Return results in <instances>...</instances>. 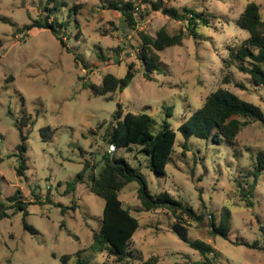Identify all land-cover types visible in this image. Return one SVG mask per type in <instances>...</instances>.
Listing matches in <instances>:
<instances>
[{
    "label": "rangeland",
    "instance_id": "obj_1",
    "mask_svg": "<svg viewBox=\"0 0 264 264\" xmlns=\"http://www.w3.org/2000/svg\"><path fill=\"white\" fill-rule=\"evenodd\" d=\"M61 1L62 7L53 17L69 22L61 35L81 56L78 63L50 30H21L45 15L42 6L49 0H0V198L4 201L20 189L24 200L32 203L26 220L36 232L25 229L22 212L12 215L10 210V216L0 221V264H63L64 255L72 256L69 264H76L80 251L89 264H119L105 252L91 249L102 223L103 198L86 185L68 193L66 184L83 169L85 161L90 166L101 163L102 156L113 150L102 136L114 123L118 103L124 113L150 114L157 128L167 119L176 131L219 88L264 112V87L254 86L237 63L224 62L229 49L249 37L237 24L245 6L259 4L264 20V0H165L167 7L181 13L187 7L209 15L210 25L196 29L199 38L186 36L182 46L159 52L160 72L152 73L153 80L144 76L139 59L141 33L156 37L165 29L170 35L182 30L188 34L183 22L161 12L146 16L144 0ZM127 1L139 7L135 29L110 8L111 3ZM131 63L135 76L123 92L101 97L87 88L100 85L107 74L123 78ZM171 106L174 112L168 118L165 108ZM21 135L27 138V179L16 175L17 160L12 156ZM237 142L230 149L226 144L214 146L192 138L184 148L178 133L166 176L150 172L136 150H120L116 155L135 167L142 162L152 194L168 191L198 213H205L202 223L188 221L189 235L219 253L216 264H264V250L236 244L258 241L264 247V173L258 180L253 209L238 204L234 181L264 153V125L251 122L240 131ZM138 189L133 183L119 193L124 206L140 221L130 243L136 257L133 264L155 256L158 264H201L200 254L172 232L174 218L168 210H137L141 208ZM224 206L232 211L229 240L211 234L209 215L218 217Z\"/></svg>",
    "mask_w": 264,
    "mask_h": 264
},
{
    "label": "trees",
    "instance_id": "obj_2",
    "mask_svg": "<svg viewBox=\"0 0 264 264\" xmlns=\"http://www.w3.org/2000/svg\"><path fill=\"white\" fill-rule=\"evenodd\" d=\"M147 14L150 12H161L172 20L183 22L188 34L183 30L178 34L170 35L165 29L158 31L156 37L141 33L142 45L139 51V59L145 67L144 76L148 80H153L152 73L160 72L159 52L173 46H182L186 36L199 38L196 29L199 26L209 27L210 16L193 9L185 7L183 12H179L174 7H167L165 0L148 1ZM63 1L53 0L42 6L44 16L33 20L30 25L21 28L23 31L33 29L50 30L59 40L61 46L69 53H73L75 61L78 63L81 56L75 53L66 44L65 38L61 35V30L69 26L66 23L54 18V13L62 7ZM111 9L121 13L126 24L135 29V14L139 8L132 1L125 3H111ZM76 9V7H75ZM54 12V13H53ZM145 14H141L143 18ZM6 20L1 18V20ZM237 24L249 33V37L243 40L239 46L229 49V56L224 62L238 64V69L249 76L250 82L254 86L264 87V20L261 16V7L255 2L248 3ZM17 29V32H21ZM66 31V30H64ZM0 40V49L2 48ZM88 67L84 65L86 70ZM135 76L134 64L128 65L126 75L118 78L113 74L103 77L102 83L89 84V88L95 96H106L116 91L123 92L132 82ZM166 116H173L174 107L165 108ZM114 123L108 128L103 137V141L109 145L112 151L106 152L102 156V162L89 165L85 161L83 169L72 180L67 182V192L76 191L78 185H86L90 192L103 198L105 205L103 209L102 223L99 231L95 232L94 243L91 249L96 252H105L108 257L114 258L119 264H133L136 259L130 250V243L140 228V221L134 216L131 209L124 206L119 198V193L129 184L136 183L139 186L138 198L141 201V208L138 211L152 212L159 209L168 210L174 223L172 232L180 240L188 244L201 256V264H216L215 256L219 255L208 243L191 238L189 235L188 221L202 223L206 218L205 213H198L190 205L177 200L168 191L159 194H152L148 188L145 175L141 170V163L138 167L132 165L122 156H117V151L125 150L141 154L145 161V167L157 176H166L167 167L172 160L175 150L178 133L184 140V148H187L192 138L204 141L214 146L226 144L230 149L238 146L237 137L240 131L251 122H259L264 125V112L260 106L243 100L233 92L219 88L212 92L203 105L193 112L176 130L167 119L157 128L158 123L154 117L145 112L132 113L123 112V105L117 104V110L113 116ZM48 131V130H47ZM27 138L20 137V143L15 148L12 155L17 160L15 166L16 175L20 179H27L28 159ZM264 173V153L256 156L251 167L244 168L239 176L235 178L236 192L238 194V204L241 207L253 209L255 206V193L258 180ZM201 198V196H200ZM32 203L25 201L20 189L4 199L0 198V221L19 212L23 213L24 227L36 233L27 223L29 215L28 207ZM213 236H220L226 240L230 238L232 211L224 206L218 217L211 213L209 215ZM250 249L264 250L258 241L252 244L243 242L236 243ZM76 254V264H89L82 259L80 254ZM70 255H64L61 260L63 264H69ZM157 256L143 262V264H158Z\"/></svg>",
    "mask_w": 264,
    "mask_h": 264
}]
</instances>
